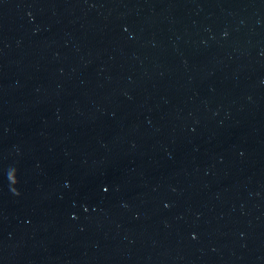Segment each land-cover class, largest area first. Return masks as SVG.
Segmentation results:
<instances>
[{
	"label": "water",
	"instance_id": "1",
	"mask_svg": "<svg viewBox=\"0 0 264 264\" xmlns=\"http://www.w3.org/2000/svg\"><path fill=\"white\" fill-rule=\"evenodd\" d=\"M0 264H264V0H0Z\"/></svg>",
	"mask_w": 264,
	"mask_h": 264
}]
</instances>
